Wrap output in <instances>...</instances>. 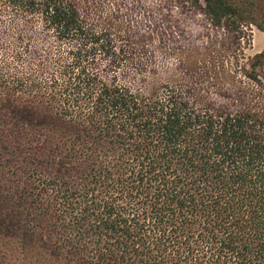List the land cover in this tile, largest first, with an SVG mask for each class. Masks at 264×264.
<instances>
[{
	"label": "trees",
	"instance_id": "obj_1",
	"mask_svg": "<svg viewBox=\"0 0 264 264\" xmlns=\"http://www.w3.org/2000/svg\"><path fill=\"white\" fill-rule=\"evenodd\" d=\"M103 3L0 0V264H264V0Z\"/></svg>",
	"mask_w": 264,
	"mask_h": 264
},
{
	"label": "rangeland",
	"instance_id": "obj_2",
	"mask_svg": "<svg viewBox=\"0 0 264 264\" xmlns=\"http://www.w3.org/2000/svg\"><path fill=\"white\" fill-rule=\"evenodd\" d=\"M104 1L102 11L103 13L113 10L117 11L120 16L127 17L129 20V24L142 26L143 29H146V26L149 25L148 20L145 18L144 14H141L143 10H147L149 6L154 5L156 1H177V0H102ZM135 1H142L143 2V10H136L134 8ZM170 20L171 25L167 24L163 21L160 23V27L167 30V34L170 35V33L174 37H178L180 34L181 29H184V27H189L187 24L190 22L186 19L183 21L184 18L190 17V15L183 16V13L181 9L179 8H172L170 12ZM190 20V19H189ZM194 21L195 24L197 23V19ZM7 19H3L0 21V42H6L7 34L9 33V25H8ZM185 24V26H184ZM199 24V23H198ZM195 27H189L188 32L192 34L193 36H198L200 34V31ZM170 28V30H169ZM170 32V33H169ZM249 38V46L245 50L246 56H253L257 53H260L262 50H264V32L260 31L256 27L252 26L249 30L246 31V37ZM171 45V44H170ZM150 49L155 52V58H154V64L157 66H168L169 64L173 63L171 59L168 57L165 58L162 56L161 53L158 51V47L156 43H152L150 45Z\"/></svg>",
	"mask_w": 264,
	"mask_h": 264
}]
</instances>
